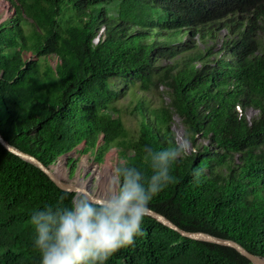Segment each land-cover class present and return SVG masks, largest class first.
Returning a JSON list of instances; mask_svg holds the SVG:
<instances>
[{"label": "trees", "instance_id": "16d2710c", "mask_svg": "<svg viewBox=\"0 0 264 264\" xmlns=\"http://www.w3.org/2000/svg\"><path fill=\"white\" fill-rule=\"evenodd\" d=\"M9 1L15 15L0 23L3 137L47 166L82 143L102 157L116 147L121 159L150 175L143 149L178 143L175 112L198 147L173 163L174 183L148 207L186 230L233 239L264 258V0ZM223 29L220 57H213V45L201 50L193 40L215 41ZM27 52L36 58H25ZM161 53L180 58L158 66ZM116 78L139 81L145 92L158 83L170 91L167 106L138 97L137 136L115 105ZM236 106L258 114L248 119ZM198 134L208 143L197 145ZM201 168L194 183L193 170ZM54 169L67 176L64 160ZM112 174L108 161L83 180L92 190L97 179L99 197ZM75 195L0 142V264H41L31 216L46 206H68ZM141 231L106 264H254L232 247L183 236L148 215Z\"/></svg>", "mask_w": 264, "mask_h": 264}, {"label": "clouds", "instance_id": "9594fccd", "mask_svg": "<svg viewBox=\"0 0 264 264\" xmlns=\"http://www.w3.org/2000/svg\"><path fill=\"white\" fill-rule=\"evenodd\" d=\"M189 143L182 138L163 150L145 146L143 160L150 175L120 159L107 189L97 199L81 195L68 206L35 211L30 222L41 264H106L118 250L132 245L134 238L142 235L141 224L150 201L174 183L171 167L188 151ZM203 171L193 170L194 183L200 182Z\"/></svg>", "mask_w": 264, "mask_h": 264}, {"label": "rangeland", "instance_id": "374dc122", "mask_svg": "<svg viewBox=\"0 0 264 264\" xmlns=\"http://www.w3.org/2000/svg\"><path fill=\"white\" fill-rule=\"evenodd\" d=\"M14 15H15V8L13 7L12 3L9 0H0V23L11 18ZM103 28L104 27L100 29V33H102ZM226 34H227V30L223 29L218 33L217 39L215 41L209 40L207 43H203L199 39V37H195L193 40L201 50L207 49L208 46L213 45V52H214L213 57L216 56L220 57L221 53L219 52V54L217 55L215 54V52L218 51V49L221 47V44ZM187 38L188 36L184 37L183 39H187ZM155 39L164 40V37H155ZM151 40L152 39L148 38L146 41L150 42ZM97 41H98V37L95 39V42ZM25 58L29 59L36 57L33 56L31 52H27L25 53ZM176 58H180L179 55H177L175 58H169L167 56L162 55L161 53L158 56L156 65L158 66L171 65ZM50 62L56 64L57 58L51 56ZM197 67L198 68L201 67L200 62H198ZM113 83L115 87L121 92L120 93L121 96H119V98L115 101V105L119 108V113L122 117V120L126 128L134 136H137L139 134V130L141 126V116L138 113L134 112V107L138 102L139 96H145L147 100L150 102L152 107H161L162 105L167 106L171 100L169 89L162 83H158L157 85L153 86L149 91L146 92L141 90L139 81L131 82L124 78H116L114 79ZM236 110L238 111L239 115L244 114L248 119L258 114V110L253 107H247L243 109L240 106H236ZM171 124L177 142L179 143L182 138H187L190 143H189V149L186 152H195L197 149L195 147L198 146H194V144L192 143V140L190 139L189 136L187 125L184 122L183 118L179 116L177 113L173 112V120ZM195 138L197 145L208 143V139L203 137L201 134L196 135ZM84 145H85L84 143L78 145L77 148L72 150L67 155V166H66L67 176H65L67 180L73 179V181H80V183L82 184H87V181L83 179H85L86 177H90L91 174L96 171L97 167L102 169L104 165L109 161L112 164V168H114L117 161L121 159L119 157L118 149L116 147L110 148L108 152L105 154V156L102 157V156H96L95 149L92 148L83 149ZM63 155H61L62 157L60 156L56 159V161H54L53 166L58 164V162H60L61 160L65 159L66 156L65 154ZM69 159L73 161H70L68 164ZM84 161L86 165L82 166V163H84ZM56 172L59 174L57 170ZM93 181L94 184L92 185V190H93L92 192L94 194L95 192L96 194H100L101 189L100 186L97 185V179L94 178Z\"/></svg>", "mask_w": 264, "mask_h": 264}, {"label": "water", "instance_id": "95a60500", "mask_svg": "<svg viewBox=\"0 0 264 264\" xmlns=\"http://www.w3.org/2000/svg\"><path fill=\"white\" fill-rule=\"evenodd\" d=\"M0 142L11 152L14 154L20 156L21 158L33 163L37 167H39L41 170H43L49 177L50 179L61 189L67 190L70 192H75V197L79 195L86 196L90 199H97L98 196L92 192L90 189H86L84 187H81L78 185L77 181H73V179L67 180L66 177L60 176L56 170L54 169L53 163L49 166L45 165L40 159H38L36 156L21 150L20 148L10 144L0 133ZM74 150V149H73ZM72 151V150H71ZM70 151V152H71ZM67 152L65 153V159H64V164L65 167L67 166V155L70 153ZM64 156V155H63ZM62 157V156H61ZM148 216H151L158 220L159 222L163 223L164 225L168 226L171 229H174L178 231L181 235L192 238V239H197V240H202V241H208L212 243H217L220 245H225L232 247L236 249L239 253L250 259L254 264H264V258L252 253L248 249H246L243 245H241L239 242L233 240V239H228V238H223L219 237L216 235H213L211 233L205 232V231H190L186 230L176 223H174L171 219H169L167 216L164 214L148 207Z\"/></svg>", "mask_w": 264, "mask_h": 264}, {"label": "bare ground", "instance_id": "6f19581e", "mask_svg": "<svg viewBox=\"0 0 264 264\" xmlns=\"http://www.w3.org/2000/svg\"><path fill=\"white\" fill-rule=\"evenodd\" d=\"M85 176V174H84ZM76 180V179H75ZM78 185H80L81 187H84L86 189H90V186H91V181H87V184H82L80 183V181H77ZM80 196V195H79Z\"/></svg>", "mask_w": 264, "mask_h": 264}]
</instances>
